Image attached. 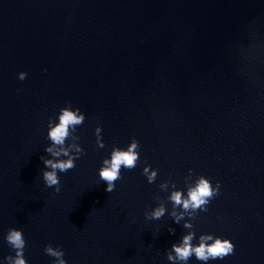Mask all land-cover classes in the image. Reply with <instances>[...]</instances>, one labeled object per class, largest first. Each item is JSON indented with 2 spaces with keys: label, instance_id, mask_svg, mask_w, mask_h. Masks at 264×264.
Wrapping results in <instances>:
<instances>
[{
  "label": "water",
  "instance_id": "water-1",
  "mask_svg": "<svg viewBox=\"0 0 264 264\" xmlns=\"http://www.w3.org/2000/svg\"><path fill=\"white\" fill-rule=\"evenodd\" d=\"M68 105L85 120L52 157ZM133 138L109 193L103 161ZM77 149L57 194L41 158ZM201 176L220 185L207 211L174 207ZM11 228L27 264H54L47 245L66 264H205L167 259L189 233L234 245L207 264H264V0H0V264Z\"/></svg>",
  "mask_w": 264,
  "mask_h": 264
},
{
  "label": "clouds",
  "instance_id": "clouds-1",
  "mask_svg": "<svg viewBox=\"0 0 264 264\" xmlns=\"http://www.w3.org/2000/svg\"><path fill=\"white\" fill-rule=\"evenodd\" d=\"M26 78V73H20L19 79L24 80ZM85 120L84 115L80 113V110L77 108L75 111L72 110L71 105L68 107L62 108L59 115V123L50 128L48 132V138L52 141L53 147H48L45 151L51 154L52 157H60L62 154L68 156V150L63 147L66 139L69 137V130L75 131L76 125H81ZM96 133L101 131V127L96 128ZM56 146H59V150H55ZM104 147V145H99ZM140 147L139 141L133 138L131 144L127 147V150H121L119 148H113L111 152V159H105L103 161L104 167L99 172V177L103 180L107 187L105 191L111 193L115 189V182L120 180L121 177V168L132 170L137 166L139 160V152L137 149ZM79 155L74 157H69L67 160H53V159H44L43 164L45 169H51L50 171L42 172V179L47 188H53L55 193H59L61 190L60 187V178L58 173H66L67 171L75 168V161L80 159L84 154L83 149H77ZM150 167V166H149ZM191 172V170H189ZM149 168L144 169V174L147 175L149 183H152L156 177V172L153 171L149 175ZM161 187H165L162 185ZM219 182H217L216 187L213 188L209 179H206L204 176H201L200 179L196 182L194 187H191L188 190L187 198L183 196V193L177 191L173 192L170 199L175 206H182L184 210L189 208L196 210L200 209L203 212L207 211V206L209 202L219 195ZM165 209L163 207L155 209L151 213V219H160L164 215ZM175 217V222L178 224L181 219H183V214L179 216L176 213H173ZM145 218L148 216L145 214ZM184 227H191L189 224H185ZM174 231V230H170ZM195 238V233H189L183 237L182 243L178 246L176 244L172 245V252L175 253V256L172 253H168L167 259L169 261H187L192 256L198 261H203L205 264L209 260H223L225 257L234 253V245L227 239L213 238L211 235H202L199 238L198 244L193 245L192 241ZM8 245L14 250L15 255H9L6 259V264H27L26 259L24 258V249L26 247V241L22 230H17L11 228L8 230L5 237ZM45 254L55 258L54 264H66L64 259V251L59 247H53L47 245L44 249Z\"/></svg>",
  "mask_w": 264,
  "mask_h": 264
}]
</instances>
